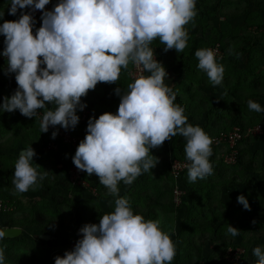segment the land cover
<instances>
[{
  "label": "clouds",
  "instance_id": "1",
  "mask_svg": "<svg viewBox=\"0 0 264 264\" xmlns=\"http://www.w3.org/2000/svg\"><path fill=\"white\" fill-rule=\"evenodd\" d=\"M7 0L8 15L0 10V36L4 37L5 75L14 74L17 88L5 97L0 112L19 111L27 118L40 110L41 133L49 126L74 129L80 117L77 111L98 83L117 84L122 71L132 68L146 72L122 91L115 114L90 117L86 135L79 142L72 163L115 197L114 210L99 217V223L79 229L81 238L71 251L54 259V264H172L176 244L160 226V220L145 219L135 213L130 200L119 195V184L132 185L143 173L159 163L151 150L180 135L185 143L189 182L204 180L213 174V139L199 126L188 122L185 108L176 103V92L165 83L168 73L156 59L151 44L159 40L164 51H184L189 35L186 25L194 22L197 0ZM27 10V11H26ZM40 10L41 25L36 28L33 13ZM231 54V50H230ZM197 68L213 87L224 80L225 67L216 51L200 48L194 53ZM49 105L51 107H49ZM247 107L264 112L249 99ZM58 133L53 132L54 139ZM34 149L28 146L15 161L12 183L17 193L35 190L48 172L33 166ZM237 202L250 210L244 195ZM255 223V221H253ZM232 237L240 231L228 225ZM0 230V240L5 238ZM256 264H264V249H253ZM0 264H6L0 247Z\"/></svg>",
  "mask_w": 264,
  "mask_h": 264
},
{
  "label": "trees",
  "instance_id": "2",
  "mask_svg": "<svg viewBox=\"0 0 264 264\" xmlns=\"http://www.w3.org/2000/svg\"><path fill=\"white\" fill-rule=\"evenodd\" d=\"M222 0H219V2ZM215 2L213 0H210L208 2V16L210 18V20H212V16L216 13V11L219 8V5L214 4ZM51 5H54L52 0L50 2ZM223 4V3H221ZM251 7L255 8V12L258 13H264V0H252L250 1ZM221 7V6H220ZM6 15V14H5ZM42 15V14H41ZM41 15H38L39 18L41 17ZM19 17V11L17 13L16 16L11 17V15L7 14V17L4 16L3 20H7V21H12V20H16ZM35 17V16H34ZM208 18V19H209ZM3 21H0V23H2ZM210 23H208V28ZM225 24H229L228 21H225ZM261 24V25H260ZM260 24H257L258 28H263L264 27V21ZM201 26H204V24L201 22L200 24ZM187 28V27H186ZM191 29V27H190ZM222 28H219L217 30V34H218V38L219 39H214L213 37H211L210 39H208V43H207V48H211L217 44L220 45L221 47V51H222V57L220 59H218V62L223 58L224 56V45L222 43V40H226L227 39V34L225 29L220 30ZM236 34H232L231 36H235ZM191 39L188 40V45L187 47L184 49L183 52H181L178 56H176V53L173 50H168L167 52L164 51V45L161 44L159 42V40L154 41L151 45L154 46V48H156V51H154V54H156L157 56V60L159 62H161L163 64V66L165 67L166 71L169 70H173L175 71L176 74H178V80L176 85L173 87V90L176 92V103L181 105L184 104L186 105V98H187V94L191 93L192 89L194 86H205L203 84L202 80V72L201 70H199L197 68V64H198V60L195 57L194 53L197 49L200 48H205V44L206 41L203 38L200 37H194L195 35H190ZM236 38V37H235ZM214 39V41H213ZM238 39V38H236ZM4 37L0 36V53L3 52L4 50ZM243 42L245 44H247L248 39H243L242 43H238L237 45L240 46V48H244V49H253V48H257L255 45L256 43H254L255 45L252 46H247V45H243ZM249 44V43H248ZM262 45V44H261ZM244 46V47H243ZM247 47V48H246ZM161 52L165 53L164 57H160ZM255 52L260 53L261 49L258 48V50L256 49ZM1 61L6 62V60L2 59V56H0ZM252 61H256V59H251ZM254 62L252 63V65L254 64ZM235 65H237V63H235ZM251 65V66H252ZM259 66V63H256L254 66ZM5 66L0 62V86H5V83H11V84H15V78H14V74H8L5 75ZM257 67H249L244 68L246 71L245 72H239V77L236 80H239L240 84H242L243 86H248V83H246V80L249 79L248 75L250 76H254L252 74L253 69L257 71L256 69ZM239 69V68H238ZM133 68L131 66L130 68V72H132ZM264 71V69H261ZM260 71L258 72V78L256 79V81H253L255 85H253V88L250 86L249 91L248 92H244L241 91L239 89H231V83L227 82L226 86L229 88L228 92H230L228 95L232 98H235L237 100H245L248 101L249 99H257L259 101H261L262 99H264V78H261V76L263 75V73ZM124 72V71H122ZM126 73V72H125ZM122 74V73H121ZM128 74V72H127ZM123 78L124 80L127 78V85L132 82L131 81V77H124V76H120V78ZM122 82V81H120ZM119 82L120 86H122V84ZM232 82V81H231ZM118 83V82H117ZM239 84V83H238ZM237 83H234L233 85H237ZM239 84V85H240ZM127 85L125 87H127ZM2 86V87H3ZM239 87V86H238ZM7 88V87H6ZM232 88H234L232 86ZM3 89V88H2ZM116 89V84H108L105 83L104 85L102 83H98V85L96 86V88L94 90H90L87 94L86 97H82V101L83 103H85L87 106L90 105V107L92 109L95 110L96 109V116L99 117V115L104 114V113H113L117 111L118 109V105L119 102L118 100H120L119 96H117L115 94V90ZM126 89V88H125ZM1 90V88H0ZM245 90V89H242ZM1 92V91H0ZM3 94V93H2ZM2 94H0V104H1V97ZM107 95V96H106ZM88 97H92V99L90 101H86V99ZM86 98V99H85ZM263 102V101H261ZM117 106V107H115ZM49 107H51L49 105ZM264 108V107H263ZM197 113V114H196ZM199 114L198 109H190L187 108L185 109V115L188 117V122L192 125H197V121L196 118ZM243 114V113H242ZM245 115V114H244ZM250 120V119H249ZM249 120H246L245 117L243 115H238V116H233L230 119V122L228 125H230L229 127H224L221 129H218L219 127L216 126V123L213 124L215 125V131H213L212 133L209 131L207 134L213 138V137H217L219 135V133L224 132V131H230L234 128H239L241 129V131L245 132L247 131V126L252 125V123H250ZM247 121L248 124H247ZM254 122V120H253ZM255 123V122H254ZM69 131L77 137L80 138H84L86 135V131L83 132H74L72 129H69ZM59 139V137H58ZM59 140V145L57 147V151H53L56 154V157L58 160L57 163L55 162V166L60 167V169H57L55 171L49 170L45 167L43 168H39L37 170H39L41 173L45 171L48 172L47 177L45 178L47 181H38V185L35 190L40 192H45L43 200L45 199V202L43 204L38 203L39 207H32V210L35 211V213L33 214V217L29 218L26 216H20L17 218H13L10 216H6L7 214L4 211L0 214V230H2V227H20V228H24V229H28L29 231H34L35 234L38 235H50L52 236L54 239L51 240V242H46L43 241L41 239L38 238V242L42 243L43 245L45 244L46 247H48V244H51L50 246H54L55 248L59 249L60 251H53L52 255L56 254L53 258L52 261L49 264H54V259L57 256H61L63 257L64 253L66 252V248L64 247V242L62 244H60V242L67 240H78L81 238V235L79 234V229L81 227H83L85 224H90V223H95L98 224L99 223V218L94 217V216H87L85 214L80 213V215H78V219L75 221V225L77 230L76 231V235L74 234H69L71 233L70 230L73 228L72 225H68L66 223V221L61 220V221H55L54 219L47 217V216H43L40 215L37 211H44V207L45 204H47V202H49L48 204H52L49 200L53 201L54 203H58L57 201L59 200V197H57L56 194H60V193H69L71 189H79L81 192H83L82 194L84 195L85 193H87L88 189H92V194H90L91 198L94 200H101L102 199V191H103V185H101L99 183L98 177H95V174H93V177H88L87 173L84 172L81 175V180L83 182H86V184L88 186H86L85 184H78V185H74L72 183V181L69 178V172H70V168L71 166H75L73 163L71 164L70 161L63 159L62 155L64 148L62 147H68L71 148L75 151L74 148H72L71 146L64 144L62 139L60 138ZM178 142V144H182V143H186L185 139L180 136H174L172 137V143L174 142ZM255 141H259V138L256 136L254 138V142ZM176 142V144H177ZM252 142V143H254ZM50 140L46 142H44L45 145L49 144ZM248 145V147H247ZM177 145L173 146V157L166 162V167H164L163 169V175L167 176V181L166 183H169V189H170V194H172L171 198L173 200H171V205H173L174 207H182L183 205L186 204V202H188L189 200L192 202V205L188 206L189 212H191L188 216V219H186L185 221H183L182 223H180V221H177L176 223V228L177 229L175 232H170V237L171 239L174 241V243L176 244V248L178 249H182L185 250V253H188V251L193 248L196 249V255L192 256H184V260H190V261H185L187 262V264H203V262H207L206 264H217L218 260L217 259H213V258H207L208 261H204V258L202 256V249L204 247L203 244L200 245H196L193 244V238L196 236H201L204 237L205 236V229L203 230V225L201 226L200 223L197 225V230L196 228H190V226L192 225V219L198 218V217H204L208 214V224L207 225V229L208 231H211L215 234L218 233V238H220V240H222L223 242V247H222V255L224 256V259L222 261V264H232L231 262H228L226 260V254L227 251L231 248L232 253H234L236 250H240L237 245L232 243V238L235 239V237H231V235H226L224 234V230L225 228L228 227V225L230 226H236V222H234V220L232 219V217L230 218H226L224 223L216 225L217 221L219 219H221L222 217H220L219 213H220V209L213 211V209H208V207H210V204L208 205V193L205 194V181L207 180H197L196 182H189L188 180V172L187 170L184 171V173L181 176V179L179 180V184L181 189L184 191V195H183V200L181 205H176L174 202V195H173V189L175 186V180L172 177L171 171H170V161L172 160H179L182 162H187L189 163L186 158H185V151H180L176 150ZM185 146V145H184ZM216 146H221L225 148V151L223 152L222 155H219L217 153V147ZM250 146V149H249ZM247 147V148H246ZM67 148V149H68ZM171 148V146H170ZM212 148H213V155L210 157V161L213 163V174H216V177H212L209 176L208 177V186H210L209 184L213 185V184H217V186H220V188H224V190L228 191L230 189L235 190L239 189L240 187H247L248 185L251 186L254 184L253 181V177H257L259 180V184L262 187L263 192H256V191H252V192H248V194L246 193V190L244 191L243 194L246 195L248 202H250L249 204H251V202L257 198H262L264 197V152L263 149L258 148L255 149L256 151H253L254 149L251 146V141H250V137H246L243 140H241L237 146H236V151H237V155H236V161L234 164H229L226 163L224 160V156L230 152L229 147L227 146V144L220 142L218 145H213L212 144ZM253 149V150H251ZM153 150V149H152ZM151 150V151H152ZM35 151V149H34ZM44 151V150H42ZM47 152V151H46ZM52 152V151H51ZM18 153V150L17 152ZM1 156V155H0ZM1 164V163H0ZM35 167V165H33ZM3 171H7V177L5 178L6 183L4 181H2L3 183V187L0 188V200L4 203V205L8 206H13V205H18L20 204L17 201V197L13 194L14 193V185L12 183V179H13V174H14V169H10L7 167H3L2 168ZM2 170H0V172H3ZM148 173H143L140 177L137 178V180L130 186H126L124 185L122 182L119 184V188L122 190L121 194L119 193V195L121 197H127L131 203H133V210L135 213L141 214L142 216L145 217V219H151V220H157L159 217V212H158V208H163V204H161L162 201V197L163 194H160L159 191H156V184L154 187H152L150 185V180L148 178L147 181V175ZM234 174H238L241 176V181L237 183H235V177ZM160 175V174H159ZM159 175H153L151 176V178H161ZM171 184V185H170ZM94 188V189H93ZM105 188V187H104ZM34 190V191H35ZM56 190V194L51 195L50 199L47 197L50 192L55 191ZM94 190V192H93ZM203 190V191H201ZM33 191V192H34ZM148 191H150L148 193ZM208 191V190H207ZM206 191V192H207ZM203 192V193H200ZM236 193V192H235ZM205 194V195H204ZM258 194V197L256 196ZM198 195V196H197ZM204 196V197H203ZM106 197V196H105ZM113 196L110 195L108 193V196L106 197L105 202L104 201H100V203L102 204L100 207V211L102 212V214H106L108 213L107 209V205L109 202H111L110 199L113 200ZM66 199V198H65ZM115 199V198H114ZM196 199H198L199 204H197ZM70 199L67 200H62V203H66L69 204L70 202L68 201ZM195 200V201H194ZM264 200V199H263ZM263 200H260L262 202H260V206L256 207L255 205H253L252 207H250L251 210L254 209V214L255 215H259L261 213H264V202ZM201 201L206 202L205 205L200 204ZM236 201V200H234ZM190 202V203H191ZM170 203V202H169ZM168 203V204H169ZM195 203V205H194ZM167 204V205H168ZM42 206V207H41ZM205 208H204V207ZM167 209L168 207L165 206ZM207 210H209L208 212H206ZM196 212V213H195ZM100 216V215H99ZM102 216V215H101ZM217 216V218H216ZM251 216L253 215H249L248 217H246L245 219L249 222L247 225H245L244 228V233L245 234H249V235H254L257 239H259V244L260 247L262 246L263 242H264V224L262 222H256V223H250L251 220ZM202 219V218H201ZM240 222V221H239ZM241 223V222H240ZM242 224V223H241ZM162 229L164 230L166 225H162L161 226ZM188 228L189 230L186 233H183L182 231ZM198 229L200 231H198ZM27 231V232H29ZM178 231V232H177ZM26 233V231H25ZM244 234V235H245ZM183 236V237H182ZM186 236V237H184ZM189 237V238H188ZM241 237H244L243 235H241ZM24 240V234L20 237V238H15V239H9V238H4L3 240H0V247H3L5 250V257H6V264H27L25 261H23V259L21 258L20 255H18V248H20L21 246V242ZM21 243V244H20ZM59 244V245H58ZM56 245V246H55ZM242 248H249V244H243L241 245ZM190 248V249H188ZM262 248V247H261ZM53 249V248H52ZM243 253H239L238 257H239V263L238 264H243ZM220 256V257H221ZM192 259V260H191ZM33 261V259H32ZM182 258L181 257H175L172 264H185L182 263ZM35 264H43L40 259H38V257L35 258L34 261Z\"/></svg>",
  "mask_w": 264,
  "mask_h": 264
},
{
  "label": "rangeland",
  "instance_id": "3",
  "mask_svg": "<svg viewBox=\"0 0 264 264\" xmlns=\"http://www.w3.org/2000/svg\"><path fill=\"white\" fill-rule=\"evenodd\" d=\"M217 5H219L218 10L216 13L212 16L211 23L209 24V29L206 28L207 31L204 32V34L199 35L200 38H203L206 41L205 48H207V43L208 39L213 37L215 40L219 39L217 30L219 28H222L220 30L225 29L227 36V39L222 40V43L224 45V56L223 58L219 61V63H222L225 67V73H224V80L221 85L213 87L211 83L208 80L207 75L202 72V82L205 86H194L193 89L191 90V93L187 94V100H186V105L182 104V106L187 109H198L199 114L196 118V121L198 122L197 125H199L206 133L209 131L212 133L215 131L216 126L219 127L218 129L224 128V127H229L230 125V119L231 117H235L238 115H243L246 120H249L252 125H249L247 121V131H250V134L247 137H250L251 141V146L254 149H251L253 151H256L255 149L258 150V148H262L264 152V112L257 113L255 111L249 110L247 107V101L245 100H237L235 98L230 97L228 94L229 88L226 86L227 82L231 83V89H239L244 92H248L249 88L252 87L256 79L258 78V72L261 69H264V27L263 28H258L257 24H260L264 21V13H256L255 8L251 7L250 1L252 0H222L219 2V0H213ZM53 4H57L58 0H52ZM223 3V4H221ZM52 5V6H54ZM221 6V7H220ZM7 0H0V10L5 9V16L7 17ZM27 11V10H26ZM11 17L14 18V16L11 15ZM36 20V25L35 27L38 28L41 25V20L39 16L34 17ZM209 18V16H208ZM205 25H206V17H203ZM210 18L208 19V21ZM225 21H228L229 24H225ZM261 25V24H260ZM200 33V32H199ZM232 34H236L235 36H231ZM238 39H236V38ZM213 39V41H214ZM243 39H248L247 44L243 42V45L247 46H254L256 43L257 48H247V49H242L240 48L238 43H242ZM249 43V44H248ZM262 44V45H261ZM244 47V46H243ZM261 49V52H255L256 49L258 50ZM231 50V54H230ZM251 59H256V61H252ZM0 62L6 67V62L1 61ZM254 64L252 65V63ZM237 63V65H235ZM256 63H259L260 65L254 66ZM252 65V66H251ZM4 67V68H5ZM249 67H257V71L253 69L252 74L254 76L248 75L249 79L246 80V83H248V86H243L242 82L239 80H236L240 75L239 72H245L246 70L244 68H249ZM131 65L129 67L130 71ZM239 68V69H238ZM6 69V68H5ZM4 69V70H5ZM126 71L122 72V76L126 77H131V81L135 79L134 73L132 75H129V72L127 74ZM263 73L264 71L261 70ZM120 75V76H121ZM261 78H264V73L261 76ZM122 81V82H120ZM127 78L124 80L122 77L119 78L117 81L118 83L116 84V88L120 87L122 91H126L127 85L126 83ZM232 81V82H231ZM119 82L122 84L120 86ZM103 85L105 83L101 82ZM234 83H239L237 85H233ZM3 86V85H2ZM0 86L2 94L1 100L5 97H10L14 91L17 88V84L15 83L14 85L11 83H5V86ZM232 86L234 88H232ZM7 87V88H6ZM3 88V89H2ZM126 88V89H125ZM245 89V90H242ZM107 96V95H106ZM86 99V98H85ZM92 97H88L86 101H90ZM3 100L1 101V104H3ZM253 101L258 102L261 107H264V99L261 101L257 99H251ZM120 101V100H118ZM83 102V101H82ZM117 107V106H115ZM96 109H92L90 105H88L86 108H84L83 111H77V115L80 117L79 122L77 126H75L74 129H72L74 132H83L86 131L87 128V123L90 117H95L96 116ZM116 113V112H114ZM243 113V114H242ZM197 114V113H196ZM245 114V115H244ZM43 115V110H40L39 114L37 117L33 118H27L23 116L22 114L19 113V111H14L12 113H7V112H0V170L3 171V167H7L10 169H14V164L15 161L18 159L20 153L24 151L28 146L31 145L33 149H35L36 155L33 157V165H38L40 166L39 168H47L49 170L55 171L57 169H60V167L55 166V162L57 163L56 160V154L54 153L57 151V149H49L48 145H45L44 142L49 141L50 143H54L57 147L59 145V140L61 137L59 135L60 131L63 129L60 126H49V130L46 133H41V128H40V119ZM254 120V122H253ZM259 126V130H256V127ZM57 132L58 134L56 137L53 139L52 138V133ZM259 138V141L254 142L255 137ZM59 137V139H58ZM177 142V141H176ZM176 142L172 143V138L171 140H166L161 146L154 148L151 151V154L159 159V163L157 166L152 169V171L148 172L147 176V181L148 178L150 180V185L152 187L155 186L156 184V191H159L160 194H163V197L161 198V204H163V208H158V214H159V220H160V226L163 224L166 225L164 231L165 232H175L177 229L176 228V223L177 221H180L182 223L186 219H188V216L191 212H189L188 206L192 205V202L189 200L186 202L185 205H183L180 208H176L173 205H171V198L172 194H170V189H169V183H166L167 181V176L163 175V169L166 167V162H168L172 157H173V146L177 145L176 150L181 149L180 151H183L185 149V143L182 144H176ZM254 142V143H252ZM171 146V148H170ZM217 147V153L219 155H222L223 152L225 151L224 147L221 146H216ZM248 147V145H247ZM246 147V148H247ZM64 148L63 150V155L61 160L66 159L71 162L72 164V157L75 154V151L71 148L68 147H62ZM68 148V149H67ZM73 148V147H72ZM250 149V146H249ZM18 150V153H16ZM44 150V151H42ZM47 151V152H46ZM52 151V152H51ZM54 151V152H53ZM38 168V169H39ZM38 172H40L38 170ZM77 169L75 166H71L70 172H69V178H76V173ZM7 171L0 172V188H2L4 181L6 183L5 178L7 177ZM160 174V175H159ZM153 175H159L161 178H151ZM88 177H93L92 175ZM235 183L240 182L241 176L238 174H234ZM44 181V180H43ZM45 181H47L45 179ZM42 182V181H41ZM242 182V181H241ZM86 186V182H84ZM171 185V184H170ZM128 187V186H127ZM94 189V188H93ZM102 201L105 202L106 197L108 196V192L106 188H102ZM204 192L205 194L208 193V177L207 180L205 181V187H204ZM261 190V189H260ZM33 189H29L25 193H17L14 189V195L17 197V201L20 203L18 205H13V206H8L7 212H5L7 215L13 218H17L20 216H26V217H33V214L35 211L32 210V207H39L38 203L43 204L45 202V199L43 200L45 192H40L39 191H34ZM170 191V192H169ZM203 191V190H201ZM207 191V192H206ZM94 192V190H93ZM122 190L120 189V194ZM150 191H148L149 193ZM261 193L263 191H260ZM79 189H71L69 193H60L56 194V190L50 192V194L47 196L49 199L51 195H57L59 197V200L57 201L58 203H54L53 201L49 200L52 204H45V209L44 211H37L40 215H43L44 217H50L54 219L56 222L64 220L68 225H72V229L70 230L71 233L69 234H74L76 235L77 228L75 225V221L78 219V215L80 213L89 216H94L99 218L102 214L100 211L101 203L99 200H94L90 196L92 194V189H88L87 193L84 195L82 194ZM203 193V192H200ZM204 194V195H205ZM106 196V197H105ZM198 196V195H197ZM264 196V195H263ZM204 197V196H203ZM66 198V199H65ZM115 198V197H114ZM113 198V200H114ZM68 200L70 203H62V200ZM111 202L108 203L107 209L108 213L112 212L114 210V202L112 199H110ZM195 201V200H194ZM196 203L199 204V200L196 199ZM199 201V202H198ZM43 202V203H42ZM170 202V203H169ZM191 202V203H190ZM169 203V204H168ZM205 205L206 202L201 201L200 204ZM133 205V203H131ZM168 204V205H167ZM188 205V206H186ZM195 205V203H194ZM167 206L168 209L165 207ZM42 207V206H41ZM204 207V206H203ZM205 208V207H204ZM80 212V213H79ZM208 212V210L206 211ZM196 213V212H195ZM107 214V213H106ZM100 215V216H99ZM202 218V219H201ZM198 217L195 219H192V225L190 228H196L197 225L200 223V225H203V230L205 229V236H196L193 238V244L196 245H208V229L206 228L208 224V214L204 217ZM162 228V227H161ZM22 231L24 232V240L20 243L21 246L18 248V255L21 256L23 261H25L27 264H35V258L38 257L40 261L43 264L49 263V261H52V258L56 255H52L51 253L53 251H60L59 249L55 248L54 246L51 247H46L45 244L43 245L42 243L38 242V236L35 234V232L29 231L28 229L21 228ZM189 229L185 228L182 232L186 233ZM197 230V228H196ZM26 231V233H25ZM29 231V232H27ZM198 231H200L198 229ZM178 232V231H177ZM169 233V232H168ZM23 234H21L18 238H20ZM183 237V236H182ZM186 237V236H184ZM189 238V237H188ZM64 242V247L66 248V251H71L73 249V244L77 242V240H65L60 242L62 244ZM207 243V244H206ZM42 244V247L40 245ZM177 244V243H176ZM59 245V244H58ZM56 246V245H55ZM190 249V248H188ZM231 249V248H230ZM230 256V255H229ZM235 260H239V257L234 255L233 256ZM232 258V256H230ZM33 259V261H32Z\"/></svg>",
  "mask_w": 264,
  "mask_h": 264
},
{
  "label": "crops",
  "instance_id": "4",
  "mask_svg": "<svg viewBox=\"0 0 264 264\" xmlns=\"http://www.w3.org/2000/svg\"><path fill=\"white\" fill-rule=\"evenodd\" d=\"M209 1L210 0H197V4H196L197 15L194 18V22L186 25L187 30H188L189 40L191 39L190 35H195L194 37L196 38V37H199V35L204 34V32L209 29L208 23H211V20L208 21V2ZM204 16L206 17V25H205V22L203 19ZM201 22L204 24V26L200 25ZM190 27H191V29H190ZM206 28H208V29L206 30ZM197 34H199V35L197 36ZM151 47L153 48L154 51H156V48H154V46L151 45ZM175 53H176V56H178L180 54V53L177 54L176 51H175ZM164 56H165V53L161 52L160 57H164ZM156 58H157V56H156ZM167 73H168V78H165V83L173 88L177 83L178 74H176L175 71H173V70H169V71H167ZM145 75H148V73L145 72ZM95 177H97V176L95 175ZM212 177L213 178L216 177V174L212 175ZM253 181H254L253 185H251V186L248 185L247 187H240L239 189H236V191L232 190V189L226 191V190H224V188H220V186H217V184H213V185L209 184L210 186H208V205L210 204V207H208V209L212 208L213 211L220 209L219 215H220V217H222L221 219H219L217 221L216 225L224 223V221L227 217L228 218L232 217L234 222H236V224H237L236 226L233 225L232 227L237 228L240 231V233H239V235H237L235 237V239L232 238V243L237 245V247L240 249L241 253L245 254V255H243L244 256L243 257V264H256L257 257H255L253 255V249L258 246L259 241H260L259 239H257L255 237V234L249 235L248 233L247 234L244 233L245 225H247L249 223L245 218L248 217L249 215H253V216H251L252 218L250 220V223H253V221H255V223L256 222H259V223L262 222L264 224V213H261L259 215H255L254 209L253 210H251V209L245 210L243 208V206L237 202V197L239 195H244L245 198L247 199L246 195L243 194L246 189H247L246 190L247 194L249 191L250 192L256 191V192H258V194L260 191H263L262 187L258 183L259 182L258 178L254 176ZM258 194L256 195L257 197H258ZM263 199H264V197H262L260 199L257 198L256 200L254 199L251 202V204H249L250 207H252L253 205H255L256 207H259L261 204L260 202H262L260 200H263ZM234 200H236V201H234ZM263 202H264V200H263ZM159 217H158V219H159ZM216 218H217V216H216ZM4 228H6V227H2V230ZM224 234L230 235L227 233V228H225ZM241 235H243L244 237H241ZM16 238H18V237H16ZM38 238L43 240V241H46L47 243L51 242V240L54 239L50 235H38ZM9 239H15V238H9ZM207 243H208V245L207 246L204 245V247L202 249V256L204 258V261H208L209 258H213V259L218 260L217 264H222V261L224 259V256H221L222 250H223L222 249L223 242H222V240H220V238H218V233L215 234L211 231H208ZM243 244H249V248L248 249L242 248L241 245H243ZM50 245L51 244H48V246L52 248V246H50ZM40 247H42V244L40 245ZM259 247H260V245H259ZM261 247H262V249H264V242H263ZM176 249H177V254L175 257H181L183 260L182 263H185V264H187V262H185V261H190V260H184V258H185L184 256H192L193 257L194 255H196L195 253L197 252L196 249H193V248H191L188 251V253H185L186 252L185 250L178 249V248H176ZM51 254H53V253H51ZM230 259H231L230 256L227 255L226 260L228 262H230ZM50 262L51 261H49V263ZM49 263H47V264H49ZM206 263L207 262H203V264H206Z\"/></svg>",
  "mask_w": 264,
  "mask_h": 264
},
{
  "label": "built area",
  "instance_id": "5",
  "mask_svg": "<svg viewBox=\"0 0 264 264\" xmlns=\"http://www.w3.org/2000/svg\"><path fill=\"white\" fill-rule=\"evenodd\" d=\"M52 8H53V6L51 4L45 6L46 10H52ZM41 14L42 13L40 10H37L36 12L33 13L34 16H38ZM211 48L216 51V55H217L218 59H220L222 57V51H221L220 45L217 44ZM2 59L6 60L3 56H2ZM132 73H134L135 78L141 74L145 75V72H141V70L135 69V68H133ZM257 129L259 130V126L256 127V130ZM249 134H250V131L243 132L239 128H234L230 131H224V132L219 133V135L217 137L212 138L213 139V145H218L220 142L227 144V146L230 149V152L224 156V160L226 163L234 164L236 161V155H237L236 146L241 140L246 138ZM59 135H60L63 143L73 147L75 149V151H76V148H77L79 142L84 139V138L74 136L69 130H65V129H62L60 131ZM48 147H49V149H53V148L57 149V146L54 143H49ZM187 164H188L187 162H182L179 160L170 161V171H171L172 177L175 180L173 195H174V202L176 205H181L182 200H183L184 191L180 187L179 180L181 179V176L184 173V171L187 170ZM76 173H77L76 178L70 179L72 181V183L74 185L84 184V182L81 180V175L84 172L77 169ZM7 210H8V207L6 205H4V203L0 200V214L4 211H7ZM74 245H75V243L72 245L73 248H74ZM240 252H241L240 250H236L234 253H232L231 249H229L227 251V255L232 256V258L230 259V262L232 264H238L239 263V260L233 259L234 258L233 256L234 255L238 256V254Z\"/></svg>",
  "mask_w": 264,
  "mask_h": 264
},
{
  "label": "water",
  "instance_id": "6",
  "mask_svg": "<svg viewBox=\"0 0 264 264\" xmlns=\"http://www.w3.org/2000/svg\"><path fill=\"white\" fill-rule=\"evenodd\" d=\"M3 231H5L6 234L5 238H16L23 233L22 229L19 227H6Z\"/></svg>",
  "mask_w": 264,
  "mask_h": 264
}]
</instances>
